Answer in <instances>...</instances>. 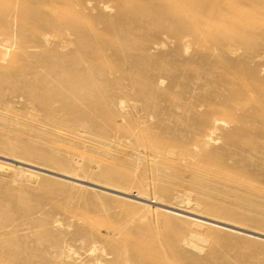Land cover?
I'll use <instances>...</instances> for the list:
<instances>
[{
    "label": "rangeland",
    "instance_id": "1",
    "mask_svg": "<svg viewBox=\"0 0 264 264\" xmlns=\"http://www.w3.org/2000/svg\"><path fill=\"white\" fill-rule=\"evenodd\" d=\"M0 153L264 232V0H0ZM35 175H0V264H264Z\"/></svg>",
    "mask_w": 264,
    "mask_h": 264
},
{
    "label": "bare ground",
    "instance_id": "2",
    "mask_svg": "<svg viewBox=\"0 0 264 264\" xmlns=\"http://www.w3.org/2000/svg\"><path fill=\"white\" fill-rule=\"evenodd\" d=\"M4 49V48H2ZM10 50L4 49L2 54V59L6 60L9 56ZM35 173H41L50 175L56 179L74 182L79 184L81 187L91 186L99 190L108 191L118 196H122L124 200L130 199L132 201H136L147 213H167L177 215L186 219H189L194 223L195 226L199 227H211L216 229L228 230L240 234L255 237L256 239H261L264 241V232L253 230L251 228H247L241 226L237 223H233L231 221H227L224 219L207 216L204 214H200L195 212L192 209H185L182 207H176L171 204L164 202L162 199L158 197H152L147 191L138 192L136 194H132V192L126 191L122 188L110 186L108 184H100L94 181L85 180L83 178L76 177L66 172L52 170L47 167L39 166L33 164L29 161L23 160L21 158L15 156H9L0 153V175L7 176L13 178L15 181H27L29 183H33L36 181Z\"/></svg>",
    "mask_w": 264,
    "mask_h": 264
}]
</instances>
